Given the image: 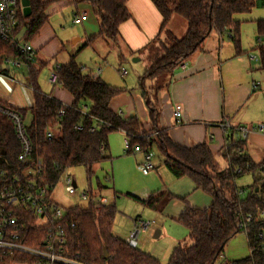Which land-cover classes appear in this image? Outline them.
<instances>
[{
  "label": "trees",
  "instance_id": "obj_1",
  "mask_svg": "<svg viewBox=\"0 0 264 264\" xmlns=\"http://www.w3.org/2000/svg\"><path fill=\"white\" fill-rule=\"evenodd\" d=\"M29 1L30 16L26 17L20 12L18 24V30L25 29L24 40L27 42L39 33L47 19V7L56 0ZM128 1L79 0L92 7L99 22V34L90 41L96 38L114 43L120 41L119 28L131 18ZM151 1L164 18L162 29L176 14L186 20L188 31L181 39L166 32L172 46L140 78L142 88H145L148 80L170 76L175 67L189 60L214 32L224 34L227 31L237 54H242L241 23L235 20V16L248 14L258 5L264 7V0L260 3L258 0ZM257 28L259 38L264 40V20L257 23ZM0 49L17 57L9 46L2 45ZM46 65V62L36 66L34 61H24L20 70H5L18 79L22 76L24 82L34 89V106L20 110L25 121L28 120L27 133L33 153L27 164L18 161L21 149L15 127L4 114H0V171L22 176L28 167H33L35 161L41 159L43 175L40 182L49 186L50 191H53V186L64 171L70 168L83 167L91 179L94 168L107 159L101 146L105 144L107 149L109 136L122 131L130 139L132 148L139 146L146 154L152 152L155 145L165 156V165L174 177H190L197 189L213 198L212 205L205 210L186 204L178 222L189 231L193 245L175 248L168 264H264V238H259L260 234H264V160L255 163L245 153V139L234 140L233 135L227 138L222 154L229 161V168L219 171L207 144L185 148L173 142L166 133L157 132L156 128H153V132H157V135L148 138L136 118L124 120L112 112L110 103L123 90L108 85L99 77L94 78L93 73L86 72L74 57L59 69H54L59 77V86L73 96L72 105L65 106L46 96L38 85V78ZM84 105L89 108L88 114L81 112ZM148 106L152 109L150 102ZM60 112H63L62 116ZM151 117L155 124V112L151 113ZM92 129L95 131L92 132ZM238 170H241L240 174ZM259 173L262 175L261 181L257 180ZM245 174L253 175L254 184L247 196L242 197L243 192L238 190L235 181ZM98 188L100 191L103 189L100 182ZM163 197L169 200L174 198L171 194L162 193L141 203L156 210ZM116 213L114 205L101 207L91 203L87 208H67V221L69 225L75 224V227L67 228V255L84 264H162L157 258L138 247H131L114 234ZM248 216L253 221L247 231L241 230L239 226ZM46 232L45 228L38 227L30 230L29 233L36 234L37 238L31 237L25 244L41 248ZM242 233L247 236L251 255L239 261L226 262L223 256L227 245ZM17 261V258L8 256L0 264H13ZM20 261L33 264V260L26 257H20Z\"/></svg>",
  "mask_w": 264,
  "mask_h": 264
},
{
  "label": "crops",
  "instance_id": "obj_2",
  "mask_svg": "<svg viewBox=\"0 0 264 264\" xmlns=\"http://www.w3.org/2000/svg\"><path fill=\"white\" fill-rule=\"evenodd\" d=\"M261 1L258 0L259 3ZM127 6L131 18L119 28V43L123 44L126 52H130L131 57L137 56L140 58L141 63L145 62L142 64V70L144 71H138L134 79L127 78L124 81L123 79H119L113 72V68L108 66L103 69L98 68L97 71L81 66L86 72L87 70L93 74L99 72L98 77L101 80L114 88L123 90L122 94L111 101L110 110L121 116L124 120L136 118L147 132L146 137L151 138L157 132H163L173 142L185 148L207 144L215 157L218 170H227L229 168V161L224 158L222 153L226 148L227 138L232 135L234 136V133L239 132L238 130L241 129L239 123L241 124L243 119L238 118V113L250 98L255 96L262 97L264 95V90H261L264 85L259 80L257 81L260 77L264 81V76L262 74L257 75L255 72L256 67L253 66V63H261L264 67V53L263 48L259 47L258 44L260 38L257 28V23L264 20V17L247 16L237 19L235 16V20L241 23L240 44L242 54H237L235 45L231 41L230 34L227 31L224 34L214 32L189 60L176 66L170 76L162 78V80H148L145 83V88H142L140 78L150 68L148 66L151 61L148 51L150 46L154 45L166 32H171L179 39L185 37L188 31V24L174 14L165 29H162L164 18L151 0H129ZM68 7L71 9L70 18L72 24L75 16L82 18L81 24H73V26H81V29L76 34L83 35L89 43L99 39L96 38L90 41L100 31L98 19L90 5L81 3L79 0H56L47 7L45 11L47 19L39 33L29 41L36 49V55L39 51L48 58H53L60 54V41L57 39L58 31L53 26L51 27L49 18ZM262 8L261 5H258L248 14ZM21 32L24 38L25 29L22 28ZM81 40L77 42H81ZM76 44H74L76 47L69 52V57L71 58H76V54L84 50L83 45ZM88 45L90 46V44ZM257 49L262 51V58L260 59L252 55L253 51ZM117 56L119 60L122 58L120 55ZM36 58L37 56L34 60L36 66H40V64L45 62L38 61L36 63ZM56 66L61 65L57 64ZM148 82L152 84L156 82L155 90L152 89V84L151 87H147L146 84ZM48 84L52 87V90L50 93H44L39 85L38 78V85L43 94L65 106L72 105L73 96L67 90L59 85L53 86L50 83V77ZM257 90L261 91L255 93ZM150 91H152V94ZM17 93L19 96H14L10 99V102H22L26 104L27 108L34 106L33 93L21 88L17 89ZM148 102L151 103L152 109L149 108ZM176 106L182 107V118L180 119L174 117ZM152 112L156 114L155 124L152 123ZM223 124L229 127L224 128ZM260 126L264 127V125ZM153 128H156L157 132H153ZM117 132L124 137L125 142L130 140L124 132ZM243 139L247 141L245 153L255 163H261L264 160V133L252 127V130L248 132L246 137L243 136ZM153 148H155V145ZM108 149L112 150L118 156L117 158L126 159L127 157L125 150L122 149L118 152L109 143V139L106 150ZM142 152L129 153L138 154ZM126 153L128 152L126 151ZM143 154L144 157L139 158L142 163L146 161V153L143 152ZM221 162H224L225 165L222 166ZM165 168L168 169L167 167ZM138 170H140V167H138ZM152 171L155 172H150L148 175L142 173L143 176L147 177L143 185L131 186V191L129 192L135 195L136 201L141 203L162 193L171 194L174 198L170 200L167 215L174 216L177 218V221L184 211L186 204L201 210L208 209L212 205V196L197 189L190 177L178 179L172 175L169 169L166 172L158 165L154 166V170ZM98 182L102 185L100 180ZM114 194L117 193L114 191ZM111 205L112 203H110ZM160 231V237L164 235L166 237L169 236L167 230L161 229ZM245 237L243 239L237 236L229 243L223 256L226 262L239 261L251 255L247 236ZM168 238L174 242L171 236ZM192 245L193 241L188 246Z\"/></svg>",
  "mask_w": 264,
  "mask_h": 264
},
{
  "label": "rangeland",
  "instance_id": "obj_3",
  "mask_svg": "<svg viewBox=\"0 0 264 264\" xmlns=\"http://www.w3.org/2000/svg\"><path fill=\"white\" fill-rule=\"evenodd\" d=\"M70 10L69 7L65 8L49 18V24L51 27L53 26V28L58 31L57 39L60 41V54L53 58H48L39 51L36 55V63H38V61L47 62L46 67L43 68L39 77V85L42 91L44 93L51 92L52 87L48 84V79L51 73L57 64L63 65L69 61L71 58L69 57V52L76 47L74 46V42L79 41L80 39H82L81 42H76V45H83L84 50L76 54L75 60L78 64L86 69H94L96 71L98 68L103 69L108 66L113 68V72L119 77V79H123L124 81L127 78L134 79L137 72L142 70V64L145 62L143 61V63H141L140 58L137 56L131 57L130 52H126L123 44L119 42L114 43L110 40L99 38L89 43L83 35H77L76 33L79 32L81 26H73L70 18ZM177 16L186 22L184 18L179 15ZM247 16L264 17V7L260 10H254L251 14L238 15L236 18L242 19ZM88 44H90V46ZM258 44L259 47L263 48L264 53V42ZM171 46L172 42L168 38L167 33H165L162 38L158 39L154 45L150 46L148 49L150 54L149 59L151 60L148 66L151 67L158 58L163 56L166 51L171 48ZM117 55L122 57V60L120 59L121 61ZM252 55H255L260 59L262 58V51L257 49L256 51H253ZM253 66L256 67L255 72L257 75L262 74L264 76V67L261 63H253ZM124 72H126V75H123ZM21 77L22 76H20L19 80L24 83V78ZM160 79L162 80V78ZM258 80L264 85L262 77L257 79V81ZM155 83L156 82L152 84L148 82L146 85L147 87H151L152 84V89L155 90ZM261 90H264V86ZM261 90H257L255 93H259ZM150 93L152 94V91H150ZM251 105L252 107H250ZM238 118H241V120L243 119V122L241 124L239 123V125H241V128L245 129L247 132L251 131L252 127L258 129L260 125H264V95L262 97L255 96L250 98L249 101H246L238 113ZM26 123H28V120ZM242 138L243 135H241L240 132L234 133V140H241ZM109 143L115 147L118 152L124 149L125 155L127 156L126 159L117 158L118 156H116L112 150H105L104 156L107 159L94 168V174L91 179L83 167L68 169V174L75 177L77 182L76 195L70 196L65 192L63 180L61 179L53 191L52 199L63 208H70L73 206L87 208L88 202L81 199V195L84 192L92 189L94 194H102L110 203H112V205L115 206L117 211L113 227L114 234L126 241L130 233L135 229V223L139 221L152 223L149 230L141 233L138 249L157 258L162 264H168L169 257L171 256L174 247L188 248L190 247L188 245H190V243L192 244L189 237V231L177 221V218L172 215H167L168 205L170 203L169 199L164 197L160 198V201L157 204V209L154 210L136 201L135 195L129 192L131 191V186H141L146 181L147 177L142 174V168L145 167L146 161L142 163L139 159L144 157L143 152L138 154L126 153L127 149L125 140L119 132L112 133L109 136ZM152 152L155 154L151 159L153 165L155 167L158 165L161 169L167 172L168 169L165 168L166 166L164 164L166 161L165 156L162 155L156 147L153 148ZM221 165L224 166L225 163L221 162ZM138 167H140V170H138ZM152 172L155 171H151V173ZM113 176L114 178H112ZM98 180H100L104 186L101 191L98 188ZM253 184L254 178L252 174H245L238 177L235 181L238 190L243 192L242 197L247 196V193ZM114 191L117 194H114ZM161 229L167 230L169 232L168 237L171 236L175 243L170 241L171 239L166 237V235L155 239V232ZM245 236V233L238 235V237L243 239L246 238Z\"/></svg>",
  "mask_w": 264,
  "mask_h": 264
},
{
  "label": "built area",
  "instance_id": "obj_4",
  "mask_svg": "<svg viewBox=\"0 0 264 264\" xmlns=\"http://www.w3.org/2000/svg\"><path fill=\"white\" fill-rule=\"evenodd\" d=\"M22 1V0H21ZM19 0H0V47L2 45L9 46L17 57L10 55L6 50L0 49V114H4L14 125L16 135L20 144L21 153L18 161L21 164H27L32 157L33 146L27 133V125L25 119L20 114V110L28 109L26 104L22 102H10L14 96H19L17 89L33 93L34 89L27 83L21 82L17 77L6 73L10 71L20 70L24 66V61L33 62L36 57V51L30 42L23 38V33L18 30L19 13L23 12V7ZM82 23L80 16L73 19L74 25ZM263 43V40H259ZM57 69L60 66H56ZM126 75V72L123 73ZM99 72L94 73L93 77L97 78ZM50 83L53 86L59 85V77L57 71L54 70L50 76ZM83 114L89 113L87 106L81 107ZM63 112L59 115L62 116ZM174 117L182 118V107L176 106ZM224 128L229 126L223 124ZM260 132L264 133V127L260 126ZM95 129H92L94 132ZM244 137L247 131L243 128L238 130ZM157 135V133L155 134ZM51 138L52 135L49 134ZM127 152H141L139 146L134 148L130 145V140L125 142ZM102 150H106V145L101 146ZM155 154L149 152L146 154V164L142 168V173L148 175L154 170L151 162ZM241 170H238V174ZM43 175V162L41 159L35 161L33 167H28L22 176L11 175L7 171H0V262L5 257L17 258V262L21 263L20 257H26L33 260V264H84L77 258L67 255V228L75 227L67 221V208H63L60 204L52 199L54 189L58 182L62 179L64 190L70 196L77 193V182L75 177L68 174V169L61 175L59 181L50 191L49 186L43 185L40 180ZM83 201L88 205L98 204L101 207L110 206V202L102 194H94L92 189L81 195ZM253 218L248 216L239 226L241 230L247 231ZM152 223L137 222L135 229L130 233L127 243L131 247H138L139 237L142 232L149 230ZM45 228L46 235L41 248L30 247L25 242L30 239L37 238L36 234H30V230L35 228ZM260 239L264 238V234L259 235ZM19 257V258H18Z\"/></svg>",
  "mask_w": 264,
  "mask_h": 264
},
{
  "label": "water",
  "instance_id": "obj_5",
  "mask_svg": "<svg viewBox=\"0 0 264 264\" xmlns=\"http://www.w3.org/2000/svg\"><path fill=\"white\" fill-rule=\"evenodd\" d=\"M21 4H22V7H23V14L26 16V17H29L30 16V1L29 0H22L21 1ZM77 41L74 42V44L76 43ZM261 178H262V175L259 173L258 176H257V180L258 181H261ZM258 191V189H257ZM161 235V231L160 230H157L154 234V238L155 239H158Z\"/></svg>",
  "mask_w": 264,
  "mask_h": 264
}]
</instances>
